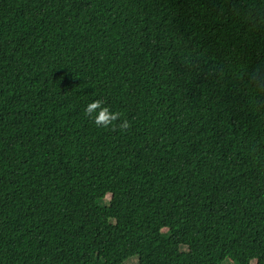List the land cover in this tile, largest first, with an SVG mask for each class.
I'll return each mask as SVG.
<instances>
[{"label":"trees","instance_id":"trees-1","mask_svg":"<svg viewBox=\"0 0 264 264\" xmlns=\"http://www.w3.org/2000/svg\"><path fill=\"white\" fill-rule=\"evenodd\" d=\"M225 263L264 264V0H0V264Z\"/></svg>","mask_w":264,"mask_h":264},{"label":"clouds","instance_id":"clouds-1","mask_svg":"<svg viewBox=\"0 0 264 264\" xmlns=\"http://www.w3.org/2000/svg\"><path fill=\"white\" fill-rule=\"evenodd\" d=\"M83 111L84 115L91 119L95 126L99 128H109L114 121L119 119V113L111 111L107 106H103V101L99 99L87 103ZM128 126L127 120L122 121L119 125L122 130Z\"/></svg>","mask_w":264,"mask_h":264},{"label":"rangeland","instance_id":"rangeland-1","mask_svg":"<svg viewBox=\"0 0 264 264\" xmlns=\"http://www.w3.org/2000/svg\"><path fill=\"white\" fill-rule=\"evenodd\" d=\"M100 195L103 196V195H104L103 192H101ZM118 246H119V245H118L117 243H115L114 241H111V242L108 243V247H109V250H110V251H112V250L118 248ZM225 264H226V263H225Z\"/></svg>","mask_w":264,"mask_h":264}]
</instances>
